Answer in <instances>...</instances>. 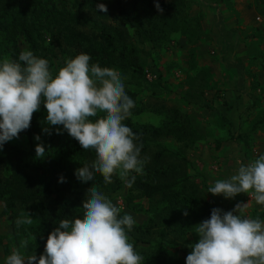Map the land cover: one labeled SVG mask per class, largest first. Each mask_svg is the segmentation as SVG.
<instances>
[{
  "label": "trees",
  "instance_id": "1",
  "mask_svg": "<svg viewBox=\"0 0 264 264\" xmlns=\"http://www.w3.org/2000/svg\"><path fill=\"white\" fill-rule=\"evenodd\" d=\"M156 2L0 0V61L5 57L18 60L25 43L26 50L49 61L50 69L57 58L66 62L87 53L90 63L128 73L134 85L149 83L137 55L138 45L170 42L173 34L188 43L200 39L199 19L190 13L193 0H158L163 13L156 9ZM98 3H105L108 12L97 9ZM126 92L135 102L132 115L142 113L143 107L136 103L137 91ZM46 116L42 104L33 114L30 128L20 133L29 139L40 135V141L30 144L26 151L0 155V166L5 168L0 173L1 215L11 216L15 244L29 239L26 251L35 252L37 258L61 220L82 215V203L92 184L108 197L123 187L118 175L111 183H105L102 174L87 184L78 180L75 170L91 163L95 152L84 151L66 131L57 134V126H51V135L43 132ZM124 123L139 136L142 156L154 149L143 174L136 175L131 188L126 187L125 204L146 214L143 223L133 226L130 242L139 247L136 251L143 257L141 264H180L169 248L188 255L189 246L198 242L194 223L210 218L214 208L202 204L196 183L183 171L187 161L184 152L203 139V131L192 116L172 108L165 110L159 125L136 123L132 116ZM38 143L45 146L44 158L36 157ZM176 144L181 147L173 146ZM13 154L22 155L11 167ZM62 176L65 182H61ZM185 210L188 216L183 214ZM21 211L30 212L34 223L17 229L15 220Z\"/></svg>",
  "mask_w": 264,
  "mask_h": 264
},
{
  "label": "clouds",
  "instance_id": "2",
  "mask_svg": "<svg viewBox=\"0 0 264 264\" xmlns=\"http://www.w3.org/2000/svg\"><path fill=\"white\" fill-rule=\"evenodd\" d=\"M155 6L163 13L158 0ZM96 7L108 12L105 3ZM90 61L89 54L80 53L53 74L49 61L31 50L21 51L18 60L3 58L0 151L30 128L33 114L43 104L47 110L43 132L51 135V126H57V134L66 131L84 151L95 152L91 163L75 170L78 180L87 184L102 174L105 183H111L118 175L131 188L148 162L141 155L139 136L124 123L132 116L135 102L118 70ZM35 139L40 141V135ZM35 152L37 158H44V144L38 143ZM238 164L235 174L217 180L208 193L225 199L247 193L250 201L264 205V154L248 164ZM60 179L65 182L63 176ZM249 202L237 203L227 212L213 208L210 218L194 225L198 242L189 246L192 251L186 264H264V220L246 214ZM81 208V216L61 220L49 234L39 258L35 252L26 254L29 239L22 238L4 264H37V260L38 264H141L143 257L130 242L129 233L136 224L132 215L121 216V209L93 184ZM183 214L189 213L185 210ZM33 223L28 211H22L15 220L17 229Z\"/></svg>",
  "mask_w": 264,
  "mask_h": 264
},
{
  "label": "rangeland",
  "instance_id": "3",
  "mask_svg": "<svg viewBox=\"0 0 264 264\" xmlns=\"http://www.w3.org/2000/svg\"><path fill=\"white\" fill-rule=\"evenodd\" d=\"M234 1L193 0L190 13L200 22L197 43H188L173 34L170 42L138 45L137 55L149 83L134 85L128 73L120 72L125 88L137 91L136 103L144 109L132 115L134 122L159 125L163 113L170 108L195 119L204 137L185 150L183 171L196 183L205 207L225 212L233 210L237 203H248L251 197L241 193L234 199H225L208 193L209 187L235 174L238 162L248 164L264 154V0H239L241 7ZM22 49L26 50L25 43ZM54 62L51 70L56 74L65 61L57 58ZM36 141L20 135L7 142L0 155L26 151ZM153 150L142 156L148 158L147 163ZM21 155L11 156V167ZM4 171L0 166V173ZM125 195L123 182L118 192L107 197L122 213L132 215L136 224L143 223L146 214L130 209L124 202ZM249 203L246 214L264 220V205L254 200ZM1 208L0 201V264H4L13 246L18 245L11 235V216H2ZM169 250L174 251L180 264H186L187 254L175 248Z\"/></svg>",
  "mask_w": 264,
  "mask_h": 264
},
{
  "label": "crops",
  "instance_id": "4",
  "mask_svg": "<svg viewBox=\"0 0 264 264\" xmlns=\"http://www.w3.org/2000/svg\"><path fill=\"white\" fill-rule=\"evenodd\" d=\"M237 1H238V3H237ZM235 2V5H239L240 7H241V1H239V0H236V1H234ZM223 5V9L224 8H226V5L225 4H222ZM238 7V6H237ZM246 24V23H245Z\"/></svg>",
  "mask_w": 264,
  "mask_h": 264
}]
</instances>
